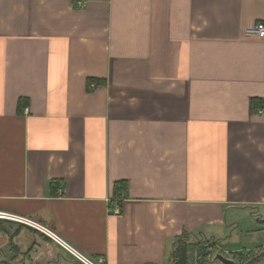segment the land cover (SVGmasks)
<instances>
[{"label":"crops","instance_id":"obj_1","mask_svg":"<svg viewBox=\"0 0 264 264\" xmlns=\"http://www.w3.org/2000/svg\"><path fill=\"white\" fill-rule=\"evenodd\" d=\"M81 1L0 0V211L104 264H264V0ZM0 223V264H81Z\"/></svg>","mask_w":264,"mask_h":264},{"label":"built area","instance_id":"obj_2","mask_svg":"<svg viewBox=\"0 0 264 264\" xmlns=\"http://www.w3.org/2000/svg\"><path fill=\"white\" fill-rule=\"evenodd\" d=\"M76 4L78 7H83L85 5V2L81 0H76ZM245 34L247 35H256L259 37L264 38V22H257L253 26L245 29ZM91 88L95 87L94 84L90 85ZM26 112H28V109H25ZM260 114L264 113V108H260L258 110ZM119 212V206H114L112 209V213L117 214ZM0 220H10L14 221L23 225H26L41 234L45 235L47 238H49L51 241L59 245L64 251L69 253L76 261H78L81 264H104L105 263V258L104 257H98V258H91L86 255H84L82 252H80L78 249L73 247L71 244H69L66 240H64L60 235H58L56 232L51 230L49 227L41 224L40 222L14 215V214H9L6 212L0 211Z\"/></svg>","mask_w":264,"mask_h":264},{"label":"rangeland","instance_id":"obj_3","mask_svg":"<svg viewBox=\"0 0 264 264\" xmlns=\"http://www.w3.org/2000/svg\"><path fill=\"white\" fill-rule=\"evenodd\" d=\"M228 216H230V214H228ZM238 216H236L237 218ZM248 223L246 222H242V224L240 225L239 228H236V232L232 231L231 234L232 236L228 237V240H225V244L224 246H222L220 249L226 247L227 250H243L248 249V248H253L255 251L259 250V246L258 244L262 243V239H257V240H252L249 238L248 235H246V233L244 232L245 227H248ZM257 241V242H256ZM221 242V241H220ZM219 242V243H220ZM258 247V248H257ZM192 248V247H190ZM220 254H222L223 256L227 257V253L225 251H222Z\"/></svg>","mask_w":264,"mask_h":264},{"label":"trees","instance_id":"obj_4","mask_svg":"<svg viewBox=\"0 0 264 264\" xmlns=\"http://www.w3.org/2000/svg\"><path fill=\"white\" fill-rule=\"evenodd\" d=\"M253 106L257 104V100H253L252 102ZM126 184L124 182H120L118 184H116V190H123L125 189ZM1 224V223H0ZM0 228L3 229L0 225ZM177 256H178V261L176 262V264H186V242H182L180 244L177 245ZM199 253V258H198V263L199 264H207L205 261V256L202 255V253L204 252V248L199 249L198 251ZM255 261L258 258H253ZM255 262H253V260L250 261L249 264H254Z\"/></svg>","mask_w":264,"mask_h":264},{"label":"water","instance_id":"obj_5","mask_svg":"<svg viewBox=\"0 0 264 264\" xmlns=\"http://www.w3.org/2000/svg\"><path fill=\"white\" fill-rule=\"evenodd\" d=\"M215 257L222 264H234V261L232 259L226 258L222 254H216Z\"/></svg>","mask_w":264,"mask_h":264}]
</instances>
